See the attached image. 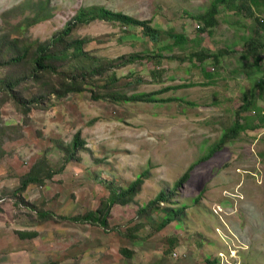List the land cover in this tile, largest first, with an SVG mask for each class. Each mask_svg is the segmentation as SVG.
<instances>
[{"label":"rangeland","instance_id":"1","mask_svg":"<svg viewBox=\"0 0 264 264\" xmlns=\"http://www.w3.org/2000/svg\"><path fill=\"white\" fill-rule=\"evenodd\" d=\"M215 1L0 0V264H264V0H224L202 31L191 16ZM96 6L159 41L77 19ZM41 43L52 58L36 78ZM140 94L153 102L124 100ZM237 120L248 127L222 141ZM31 172L43 183L20 191ZM143 173L106 226L85 218Z\"/></svg>","mask_w":264,"mask_h":264},{"label":"trees","instance_id":"2","mask_svg":"<svg viewBox=\"0 0 264 264\" xmlns=\"http://www.w3.org/2000/svg\"><path fill=\"white\" fill-rule=\"evenodd\" d=\"M224 0H216L212 6L207 10L206 13L202 14V15H198V16H191V18L198 20L199 22H201L202 24H204V27L201 29L202 31H209L214 29L219 21L217 18V15L220 13L219 9H220V5L221 3H223ZM257 5H259V3L257 2ZM243 6V5H242ZM241 6V9H242ZM243 8H248L247 6H243ZM252 10V6L249 7ZM80 21L81 20H85V21H90V20H94V19H104V20H110V21H118L121 22L123 24L126 25H140L141 27L144 28L145 33L148 34L150 36V38L155 41L158 42L159 41V36H160V31L157 28H154L152 26H150L147 22H143V21H138L136 19H134L132 16L128 15V14H124L122 12H114L104 6H96V7H91L90 9H88L87 11H82L78 18ZM70 31V27L68 26L65 30L66 33H68ZM174 42V45H180V46H184L189 38L183 34H175L172 35ZM246 42L248 43L249 48L248 50H250L251 52L254 50V46H257L258 42L255 39L250 40L247 39ZM49 51V46L48 44L45 43H41L39 48H38V56L36 58V70H35V77L39 78L40 76V72H46L49 70L50 66L49 64L46 63V61H48L49 59L52 58V54L48 53ZM132 57H135L134 55H132ZM208 55H202V54H198V58L203 59V61H205L204 58H207ZM213 57L218 58V55H213ZM22 57H18L16 58V61H21ZM130 61H132V59L130 58ZM258 69H260L258 67ZM208 76L210 78L213 77V75L210 73L208 74ZM68 85V89L70 91H74V89L76 88V81L74 79H71L68 83H66ZM15 86H10L8 87V89L10 90H14ZM257 88L261 89L262 91H264V75L263 78L260 80V82H257ZM15 98L19 101H21V98L18 96V94L15 92ZM126 102H138V101H144V102H153V98L150 97L149 94H140L137 96H133L131 98H125L124 99ZM252 101L251 102H247V104L243 107V109H240V111L237 112V117L240 118L241 114L244 111H247L250 106L252 105ZM262 122H264L263 119H261ZM248 126L244 125L243 123H241L239 120L235 121V123L232 125L231 128H229L223 135V139L222 141H224L225 139H234L238 136V134L240 133V131L246 129ZM84 141L80 139V132H77L72 144V147L74 149H78L81 148L84 145ZM218 148H220V145H216V147H212L210 149V153L207 157L211 156ZM73 159L72 155L66 156L64 159V165L66 163H68L69 161H71ZM194 165L191 166L189 168V170L181 177V179L176 183V186H181L184 182H186L189 178L190 175V171L192 169H194ZM50 177V175H49ZM146 173H143L142 175H139L135 181H133L128 188L126 189H121L120 192L116 193L114 192L112 197L110 198V201L108 202L107 207H100L98 208L96 211L93 212H89L85 218L86 219H90V220H94L99 222L100 224L106 226L107 225V221H106V213L109 210V207L111 205L114 204H120V205H126L129 204L131 202V200H133V198L141 191V186L144 182V180L146 179ZM145 178V179H144ZM43 180L40 178V176L34 174L33 172L29 173L22 182V188L20 189V191H25L27 190V188L30 185L33 184H42ZM166 200L165 196L163 194H161L159 197L156 198L155 202H153L152 204L158 203L160 201ZM140 213H142V211H139ZM174 217L171 216L169 218H165L161 221V226L163 227L164 225H166L167 223H169L170 221H173ZM23 235L26 236H33L35 233H31V232H22ZM124 254L128 255L130 254V251L128 249H122V251Z\"/></svg>","mask_w":264,"mask_h":264},{"label":"clouds","instance_id":"3","mask_svg":"<svg viewBox=\"0 0 264 264\" xmlns=\"http://www.w3.org/2000/svg\"><path fill=\"white\" fill-rule=\"evenodd\" d=\"M263 65H264V56H263Z\"/></svg>","mask_w":264,"mask_h":264}]
</instances>
